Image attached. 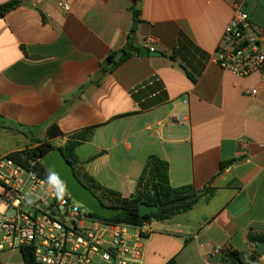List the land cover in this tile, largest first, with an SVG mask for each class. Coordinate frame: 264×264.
<instances>
[{"label":"crops","instance_id":"obj_1","mask_svg":"<svg viewBox=\"0 0 264 264\" xmlns=\"http://www.w3.org/2000/svg\"><path fill=\"white\" fill-rule=\"evenodd\" d=\"M232 2L72 0L63 12L55 1L22 0L0 17V130L19 142L0 160L46 140L53 125L58 146L92 129L78 166L102 187L129 197L156 155L172 187L201 195L190 211L152 222L143 264L251 254L258 246L247 235H264V82L213 60ZM244 2L264 39V0ZM142 47L155 55L141 56ZM119 53L128 56L112 65ZM18 252L0 264H25Z\"/></svg>","mask_w":264,"mask_h":264},{"label":"built area","instance_id":"obj_2","mask_svg":"<svg viewBox=\"0 0 264 264\" xmlns=\"http://www.w3.org/2000/svg\"><path fill=\"white\" fill-rule=\"evenodd\" d=\"M32 1H55L63 12L72 6V0ZM244 3L233 0V14L213 60L236 77L257 74L264 82V39ZM248 93L256 95L258 90ZM58 190L12 161L0 160V252L34 246L35 264H143L152 222L134 226L102 221ZM220 254L214 251V256Z\"/></svg>","mask_w":264,"mask_h":264},{"label":"trees","instance_id":"obj_3","mask_svg":"<svg viewBox=\"0 0 264 264\" xmlns=\"http://www.w3.org/2000/svg\"><path fill=\"white\" fill-rule=\"evenodd\" d=\"M20 5H22V0H11L1 4L0 17ZM137 12L135 10V13ZM127 56L125 55L123 59ZM109 59L112 60L113 55ZM123 59L115 63V66ZM59 136H62V133L56 125H53L49 129L46 140L36 139L23 150L11 152L3 159L10 160L14 165L31 171L35 176L61 187L41 161L44 155L56 148H60L67 161L73 166L76 176L85 186L98 196L105 205L118 206L124 209L122 213L111 218L90 214L102 221L134 226L141 225L144 222L163 221L190 211L201 197L192 186L172 187L169 180L168 162L156 155H151L148 158L146 166L137 181L135 192L129 197H123L119 192L102 187L91 176L81 172L79 169L76 149L93 136L92 129L75 134L62 146H58L51 141ZM234 161L236 160L222 164L221 170H224L226 166ZM142 204L157 207L158 211L141 216L139 208ZM247 240L250 244L258 246L261 243L264 244V235L249 233ZM19 252L22 254L25 264H35L34 246L22 247ZM260 257L257 249L251 254L237 250H224L221 252L219 259L224 264H256ZM168 264L176 263L170 261Z\"/></svg>","mask_w":264,"mask_h":264},{"label":"water","instance_id":"obj_4","mask_svg":"<svg viewBox=\"0 0 264 264\" xmlns=\"http://www.w3.org/2000/svg\"><path fill=\"white\" fill-rule=\"evenodd\" d=\"M123 53L114 57L112 65L119 61ZM140 55H155L147 48L140 49ZM157 55V54H156ZM43 165L52 174L61 187L71 195V197L90 213L104 218H111L124 211L122 207L105 205L87 186H85L76 176L73 166L67 161L60 148H56L41 158ZM140 215H148L158 211L157 207L142 204L139 208ZM259 254L264 253V244L257 247Z\"/></svg>","mask_w":264,"mask_h":264},{"label":"rangeland","instance_id":"obj_5","mask_svg":"<svg viewBox=\"0 0 264 264\" xmlns=\"http://www.w3.org/2000/svg\"><path fill=\"white\" fill-rule=\"evenodd\" d=\"M18 143L19 142L16 140V135H11L10 133L7 134L0 130V154L11 148L17 147ZM6 252H1L0 255L4 256L6 255ZM16 256L21 257L20 252H18Z\"/></svg>","mask_w":264,"mask_h":264},{"label":"clouds","instance_id":"obj_6","mask_svg":"<svg viewBox=\"0 0 264 264\" xmlns=\"http://www.w3.org/2000/svg\"><path fill=\"white\" fill-rule=\"evenodd\" d=\"M55 182V181H54ZM64 192V189L62 187H59L58 195H62Z\"/></svg>","mask_w":264,"mask_h":264}]
</instances>
